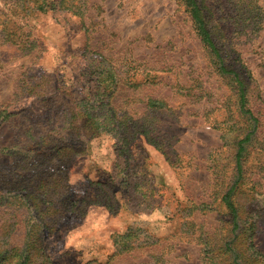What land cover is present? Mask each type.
Wrapping results in <instances>:
<instances>
[{
  "label": "rangeland",
  "instance_id": "374dc122",
  "mask_svg": "<svg viewBox=\"0 0 264 264\" xmlns=\"http://www.w3.org/2000/svg\"><path fill=\"white\" fill-rule=\"evenodd\" d=\"M14 1L0 0V111L12 113L8 122H0V148L21 139L24 121L53 120L57 126L64 121L54 101L20 92L24 81L34 84L39 79L48 86L66 87L57 91L63 101H92L99 98L93 92L96 75L83 72L86 65L94 71L101 56L104 67L115 70L119 78L111 97L114 110L129 118L130 131L135 122L157 142L156 147L138 135L123 145L115 131H103L89 138L82 155L68 159V202L84 199L89 204L84 211L77 204H69L65 211L62 207L54 230L43 236L45 256L51 264H138L162 253L165 264H204L196 237L219 225L216 210H196L185 217L178 208L218 203L215 168L228 163L232 153L223 144L220 128L235 123V99L231 82L216 72L181 1L83 0L81 15L56 8L33 11L23 19L13 9ZM199 2L217 34L226 65L250 71V106L264 123V0ZM23 23L29 26L22 25V30L37 44L29 53L1 39L3 32L18 31ZM127 80L141 86L132 90ZM147 97L162 99L166 107L152 112L145 105ZM262 131L257 143L264 140ZM121 146L124 156L118 153ZM29 147L27 142L12 151L15 155ZM14 158L0 152L1 179L16 167L11 165ZM19 161L22 166L23 159ZM55 163L40 166V177L52 174ZM16 173L26 172L16 169ZM226 175L227 171L221 176ZM124 178L125 185L117 183ZM105 179H112L118 188L101 187L98 182ZM245 179L248 185L254 182L253 198L245 192L238 201L251 206L252 214L258 213L253 215L257 221L253 242L264 253V165L249 167ZM150 189L154 194H148ZM139 190L147 191V197ZM107 198L115 213L98 202ZM4 210L0 205L6 218ZM184 219L191 220V227L182 231ZM129 227L130 242L138 246L145 240L146 245L113 256L117 249L113 237Z\"/></svg>",
  "mask_w": 264,
  "mask_h": 264
},
{
  "label": "trees",
  "instance_id": "16d2710c",
  "mask_svg": "<svg viewBox=\"0 0 264 264\" xmlns=\"http://www.w3.org/2000/svg\"><path fill=\"white\" fill-rule=\"evenodd\" d=\"M190 17L192 28L199 38L216 72L229 79L231 82L232 95L234 96V109L236 114L235 123L225 124L221 130V139L224 145L232 149L231 159L219 168H215L214 201L218 203L202 202L200 204H185L178 208L183 216L190 217L198 210L200 213L216 210L219 217V225L213 232L197 234L196 239L200 244L201 258L204 264H264V253L254 244L253 236L256 229L258 213L252 214L253 208L238 201L247 192L253 198L254 182L248 185L245 175L251 166L262 168L264 165V140L257 143L258 135L263 134L264 123L257 116V111L250 106L249 82L251 73L243 69L236 70L226 65L222 47L217 34L210 25L209 18L202 8L199 0H180ZM12 7L23 19V16L33 11L55 10L56 8L66 10L75 15H81L83 0H16L11 2ZM23 15V16H22ZM22 21V20H21ZM24 22L26 20H23ZM27 23L20 24L18 31L3 32L2 41H9L17 46L22 53H29L37 44L22 30ZM35 45V46H34ZM100 57V63L91 71V65H86L85 71L96 75L94 79V96L98 99L88 100L86 98L72 101L59 96L58 90H68L66 87L48 86L36 79L35 83L24 81L20 92L33 95L41 101H54L55 107L62 109L63 123L55 125L53 120L39 122H23L20 124V140H16L3 148L0 152L7 151L10 157L15 158L12 164L14 169H9L7 178H0V205H4L3 218L0 214V264H51L50 259L42 251L43 236L49 235L54 230V222L58 213H61L72 205L77 204L78 210L84 211V206L89 204L82 199L76 204L68 202V186L66 182V163L75 153L83 154L86 150L87 141L93 135L103 131H115L119 136V142L129 143L138 135H144L147 142L156 146V141L148 136V130L133 122L131 131L125 114L116 112L111 97L119 81L115 70L104 67L105 59ZM103 59V60H102ZM46 76V75H45ZM43 76V77H45ZM59 79L57 80L58 83ZM128 81V80H127ZM125 81L132 90L141 86L140 82L133 80ZM19 82V87H20ZM55 90V91H53ZM145 105L152 112L160 111L166 107L160 98L147 97ZM60 109V110H61ZM12 113L1 110L0 122H8ZM27 120V119H25ZM28 121V120H27ZM239 123V126L236 124ZM28 150H18L14 155V147L27 143ZM257 143V146L254 145ZM157 147V146H156ZM31 152H34L31 156ZM119 156H124L126 151L118 149ZM30 158L29 161H26ZM23 159V165L20 161ZM55 160V166L51 169L52 174L40 177L39 167ZM250 162L247 166L246 164ZM229 164L230 167H229ZM230 174L228 173V169ZM25 171V174L16 173ZM1 170V169H0ZM57 174H54V172ZM227 171L226 176L221 175ZM226 177V178H225ZM223 179V180H221ZM226 179V180H224ZM36 185V182H38ZM110 182V186L107 184ZM126 184L125 178L117 180V183ZM101 187L108 189L116 188L117 184L111 179L98 182ZM23 185V186H21ZM248 185V186H247ZM139 189V185H135ZM118 188V187H117ZM116 188V189H117ZM115 189V190H116ZM143 198L148 194H154L150 189L148 192L139 190ZM106 193V192H104ZM109 198L99 200L107 209L112 210L108 204ZM182 218V216H180ZM184 231L191 227V220L184 219L180 225ZM185 228V229H182ZM130 227L123 235H115L113 244L117 246L114 255L127 253L134 248L146 245L142 241L138 246L129 239L132 234ZM181 231V232H182ZM112 256V257H113ZM151 261L138 264H165L163 254H156L150 258Z\"/></svg>",
  "mask_w": 264,
  "mask_h": 264
}]
</instances>
